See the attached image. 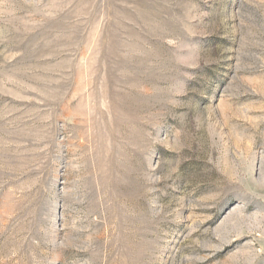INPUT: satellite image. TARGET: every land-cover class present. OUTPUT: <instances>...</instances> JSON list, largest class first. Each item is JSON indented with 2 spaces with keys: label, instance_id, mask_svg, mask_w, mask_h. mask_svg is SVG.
Instances as JSON below:
<instances>
[{
  "label": "rangeland",
  "instance_id": "obj_1",
  "mask_svg": "<svg viewBox=\"0 0 264 264\" xmlns=\"http://www.w3.org/2000/svg\"><path fill=\"white\" fill-rule=\"evenodd\" d=\"M0 264H264V0H0Z\"/></svg>",
  "mask_w": 264,
  "mask_h": 264
}]
</instances>
